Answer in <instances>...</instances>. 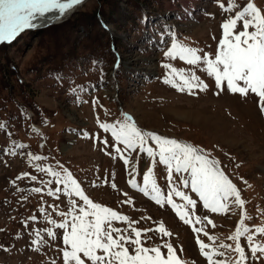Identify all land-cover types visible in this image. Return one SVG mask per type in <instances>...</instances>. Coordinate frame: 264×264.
<instances>
[{
    "label": "rangeland",
    "instance_id": "obj_1",
    "mask_svg": "<svg viewBox=\"0 0 264 264\" xmlns=\"http://www.w3.org/2000/svg\"><path fill=\"white\" fill-rule=\"evenodd\" d=\"M252 2L264 11V0ZM221 3L227 7L228 0H85L64 19L40 30H26L14 42L0 46V122H7V128L0 129V264H52L53 260L63 264L60 249L67 247L62 241L64 230H57L51 221L64 219L59 212L69 210L70 199H76L78 205L83 202L63 192L48 195V188L55 187L47 184L52 177L37 171L36 164L60 170L57 161L73 174L93 202L138 221L132 227L158 228L163 222L172 233L163 240L173 244L185 264H209L197 237L209 246L205 249L209 252L213 248L223 251L218 248L221 243L234 248L237 241L229 237L235 234L242 214L249 234L256 227H264V111L258 97L231 93L226 90V82L225 90L217 89L214 77H208L202 66L188 65L179 57H165L170 37L166 36L163 44L160 41L159 33L167 25L175 30L180 44L214 58L223 21L234 16L247 0H236L238 7L227 12ZM239 27L242 30V24ZM92 61L100 63L94 68ZM164 63L184 68L186 74L194 71L208 89H194L196 94L178 91L164 82L170 71L162 66ZM89 82L95 90L82 93L78 102L70 89ZM190 110L199 115L188 114ZM124 113L142 130L191 144L220 161L219 167L246 202L243 209L234 205L218 213L204 209L198 194L183 184L188 173L173 170L169 182L167 167L158 162L159 157L153 163V158L139 149L123 153L129 158L126 167L120 154L100 142L108 138L111 145L113 140L111 133H105L97 123V117L108 123L123 120ZM13 140L28 147L18 149L15 155L5 152ZM149 146L156 147L153 141ZM29 152L47 159L32 161ZM149 168L153 171L146 195L140 189ZM25 172L37 179H17ZM132 179L136 187L129 184ZM153 182L165 199L163 206L152 199L156 195L151 190ZM35 187L42 192L33 191ZM172 189L197 201V207L192 208L172 192L174 202L182 205L181 211L189 212L186 218L191 223L185 224L177 210L166 203ZM124 200L130 202L123 204ZM33 215L35 221L29 219ZM205 215L208 220L196 221L197 216ZM112 226L130 232L129 222L113 221ZM47 228L57 232L56 240L43 232ZM195 228L203 230L197 233ZM34 229L41 230L48 241L39 249L31 244ZM149 235L154 236L151 243H162L158 233ZM254 240L264 244V233L256 234ZM239 242L250 256L246 236ZM212 259L221 257L214 255ZM252 264H264V260Z\"/></svg>",
    "mask_w": 264,
    "mask_h": 264
},
{
    "label": "snow or ice",
    "instance_id": "obj_2",
    "mask_svg": "<svg viewBox=\"0 0 264 264\" xmlns=\"http://www.w3.org/2000/svg\"><path fill=\"white\" fill-rule=\"evenodd\" d=\"M80 3L82 0H0V44L12 43L24 31L35 30L45 24H50L58 18L53 13H58L62 17L67 10ZM220 7L227 12L238 5L236 0H228L227 7L223 3L220 4ZM241 24L242 30L239 27ZM104 27L108 30L107 25ZM221 27L222 37L218 42L214 58H210L208 53H204L203 56L199 55L200 49L180 44L175 30L165 25L164 31L159 33L162 44L166 36L171 38V46L164 52L165 57H170L173 60L179 57L188 65L202 66V70L208 77H214L217 89L225 90L223 85L226 82V90L231 93L241 96L255 95L258 97L261 111H264V11L257 7L252 0H247V3L236 11L234 16L223 21ZM99 63L92 61L94 68ZM162 66L170 70L164 76V82L171 84L178 91L196 94L194 89L204 91L209 87L194 71L189 70L186 74L184 68H175L171 63H164ZM115 67L119 68L118 54ZM103 76L104 72L101 67V82H103ZM57 79L60 80L61 76H57ZM95 87L89 82L86 85H76L70 89V92L77 97L79 102L82 93L89 89L95 90ZM95 104L96 100L93 99V105L95 106ZM122 115L123 120H117L114 123L101 122L97 117V123L105 133H111L113 140L111 145L108 138H104L100 142L105 145L106 149L111 147L115 153L120 154L126 167L129 164V158L123 153L128 150L135 152L139 149V152L146 153L148 157L153 158V163H156L155 158L159 157L158 162L167 167L169 182H171L173 170L176 173H188V177L183 179V184L185 187L190 186L191 191L198 194L204 209L210 210L211 213L228 211L230 205L243 209L246 202L241 198V192L237 185L219 167L220 161L210 158L204 150L191 144L164 137L155 132L144 131L137 127L129 114ZM6 128L7 122H0V129ZM82 134L85 137L89 136L87 131H82ZM8 135L12 134L9 132ZM97 139H99V134H97ZM149 141H153L156 147L149 146ZM119 145H123V147L121 148ZM27 147L28 145L13 140L11 148L5 149V152L15 155L18 149L22 150ZM20 154L24 153L21 151ZM108 154L112 155V152ZM28 156L32 161L47 159L45 156L34 155L31 152L28 153ZM115 158L113 156V159ZM57 166L60 170L54 169L50 165L42 167L40 164H36L37 171L47 173L52 177L47 181V184L55 187L48 188V195L54 196L63 192L69 197H78L83 202L78 205L76 199H70L69 210L59 212V215L64 219L59 223L55 220L51 221L57 230H64L62 241L63 245L67 247L60 249L63 264H185L177 256L173 244L163 240V237L172 235L165 228L163 222L158 228L132 227L138 221L130 220L129 216L123 215L111 207L93 202L85 194L73 174L58 161ZM152 171V168H149L143 174L144 187L140 190L146 195L149 194L148 184ZM129 174L131 175V173ZM25 177H29L32 181L37 179L36 176L27 172L21 173L17 179ZM41 183L45 182L41 181ZM129 184L133 187L137 186L135 179L129 180ZM111 186L116 187L115 183ZM32 190L37 193L42 192L40 187H35ZM151 190L156 193L152 199L156 204L163 206L165 199L161 198L160 190L155 182L152 183ZM173 191L192 208L197 207V201L185 192L175 189L170 190L166 197V203L177 210L184 223H191L192 221L186 218L189 216V212L181 211L182 205L175 203L172 199ZM230 198L232 199L230 200ZM129 202V200H124L122 203L128 204ZM40 211L44 212L45 210L41 207ZM29 219L35 221L36 216L33 215ZM244 219L242 214L235 234L229 237V239L237 241L234 248L230 244L221 243L218 248L223 251L213 248L209 252L205 250L209 246L197 237L200 250L203 256L208 258L209 264H252L254 261L264 260V244L254 240L256 234L264 233V227H256L255 232L249 234L250 229L244 224ZM248 219L250 220L251 217L249 216ZM205 220H208L206 215L196 217L197 222ZM113 221L129 222L130 232L128 229L122 230L113 227ZM24 224L27 227L28 222L25 221ZM193 230L199 233L203 229L195 228ZM43 232L52 240L57 239V232H54L52 228L44 229ZM33 233L35 238L32 239L31 244L37 249L48 243L41 230L34 229ZM149 233H158L162 243H151L154 236ZM204 235L208 236L209 234L205 231ZM245 236L250 256L246 254L245 248L239 242L240 238ZM212 239L215 240V237ZM181 251H183L182 248ZM232 253L236 254L235 257ZM214 255L221 259L213 260ZM52 264H56V262L53 260Z\"/></svg>",
    "mask_w": 264,
    "mask_h": 264
},
{
    "label": "bare ground",
    "instance_id": "obj_3",
    "mask_svg": "<svg viewBox=\"0 0 264 264\" xmlns=\"http://www.w3.org/2000/svg\"><path fill=\"white\" fill-rule=\"evenodd\" d=\"M83 2H85V0H82V3H80L79 5H76V6H73L72 8H70L69 10H67V12L65 13V15L64 16H62V17H60L59 16V14L58 13H53V15H56L58 18L57 19H55L54 21H52L50 24H45L44 26H42V27H40V28H38V29H42V28H45V27H47V26H50L52 23H54V22H56L57 20H61V19H64L72 10H74L76 7H78V6H80V5H82L83 4ZM186 2V1H185ZM185 5H189V3L188 2H186L185 3ZM177 108V107H176ZM180 109V108H179ZM178 109V110H179ZM173 110H175V109H173ZM185 114V113H184ZM188 114H190V115H199V112H197V111H191L190 110V112L188 113ZM181 117V116H180ZM187 117V116H186Z\"/></svg>",
    "mask_w": 264,
    "mask_h": 264
}]
</instances>
